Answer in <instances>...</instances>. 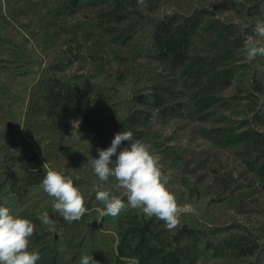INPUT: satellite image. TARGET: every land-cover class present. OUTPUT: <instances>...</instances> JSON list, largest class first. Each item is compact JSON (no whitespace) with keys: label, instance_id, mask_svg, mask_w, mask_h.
I'll return each mask as SVG.
<instances>
[{"label":"rangeland","instance_id":"rangeland-1","mask_svg":"<svg viewBox=\"0 0 264 264\" xmlns=\"http://www.w3.org/2000/svg\"><path fill=\"white\" fill-rule=\"evenodd\" d=\"M128 2L118 12L110 4L0 0V206L35 225L29 249L39 252L37 264H51L50 252L72 264L83 255L116 264L124 214L147 217L110 178L105 187L126 206L100 218V181L89 162L116 133L131 131L160 157L178 203L195 209L168 232L184 225L200 236L181 237L168 264H264V56L249 63L243 51L264 19V0ZM106 19L115 36L100 28ZM161 22L184 30V60L155 45L152 24ZM54 85L76 89L83 111L59 114L48 95ZM49 167L71 175L84 194L81 220L53 211L54 198L40 187ZM44 212L51 230L37 218ZM236 233L255 250L214 254L209 243Z\"/></svg>","mask_w":264,"mask_h":264},{"label":"clouds","instance_id":"clouds-1","mask_svg":"<svg viewBox=\"0 0 264 264\" xmlns=\"http://www.w3.org/2000/svg\"><path fill=\"white\" fill-rule=\"evenodd\" d=\"M138 3L142 4L143 0H138ZM253 32L254 35L246 36L243 46L245 59L249 63L257 56H264V19H256ZM157 115L153 113V122ZM123 141H128L129 147L123 148L117 155ZM97 152L98 158H93L89 163L100 181L93 188L95 201L104 206L96 209L100 218L118 216L126 206L122 196L127 198L129 206L140 209L147 218L155 217L163 221L169 231L180 226L182 214L195 211L191 206L178 203L162 170L160 157L143 141L133 140L131 131L116 133L111 145L106 149H97ZM110 178H114L116 187L123 190L122 196L112 194L105 187ZM40 187L54 198L53 211L66 222L79 221L88 212L87 200L71 175L49 167ZM37 218L51 230L54 221L47 212ZM34 231L35 225L31 220L13 215L9 208L0 206V264H37L39 252L29 249ZM124 259L126 264H140L138 257ZM80 264L97 262L91 255H83Z\"/></svg>","mask_w":264,"mask_h":264},{"label":"trees","instance_id":"trees-1","mask_svg":"<svg viewBox=\"0 0 264 264\" xmlns=\"http://www.w3.org/2000/svg\"><path fill=\"white\" fill-rule=\"evenodd\" d=\"M73 7H84L89 5H112L116 11L121 12L130 5L128 0H70ZM107 20V19H106ZM100 22V28L110 36H115V28L110 25L112 21ZM115 20V19H114ZM117 21V20H116ZM156 28L152 30V38L155 45L161 49L163 54L172 56L176 60H184L188 48L187 40L182 33L181 26H174L166 23L152 24ZM52 106H61L59 114L68 118L77 116L84 109V102L77 96L76 89L60 86H52L48 91ZM156 101H158L156 99ZM260 176L264 181V165L260 168ZM76 181V180H75ZM120 226V244L116 264H126L124 258L138 257L140 264H168V257H171L176 249H180L181 237L184 235H198V230L188 226L180 227L179 233L170 235L164 226V222L152 218H139L137 214L127 212L124 214ZM121 220V219H120ZM214 254L223 256L227 254L243 255L255 250L256 244L243 234H228L223 236L216 243H209ZM51 264H72L66 262L63 257L53 252L49 253ZM79 255L72 259L77 261Z\"/></svg>","mask_w":264,"mask_h":264}]
</instances>
